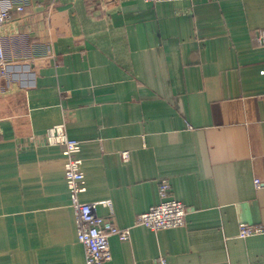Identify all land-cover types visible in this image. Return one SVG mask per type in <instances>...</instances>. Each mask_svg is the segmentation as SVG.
<instances>
[{
  "label": "crops",
  "instance_id": "0c3cea01",
  "mask_svg": "<svg viewBox=\"0 0 264 264\" xmlns=\"http://www.w3.org/2000/svg\"><path fill=\"white\" fill-rule=\"evenodd\" d=\"M4 7L0 264H85L62 148L43 142L58 123L81 144L80 200H109L97 213L130 228L104 264H264V232L238 234L264 227V0ZM164 198L183 226L136 224Z\"/></svg>",
  "mask_w": 264,
  "mask_h": 264
},
{
  "label": "built area",
  "instance_id": "2783aa9c",
  "mask_svg": "<svg viewBox=\"0 0 264 264\" xmlns=\"http://www.w3.org/2000/svg\"><path fill=\"white\" fill-rule=\"evenodd\" d=\"M145 2H158L165 0H143ZM17 6L16 10H22ZM12 17L10 7L0 9V27ZM257 41L264 44V30L257 33ZM8 63L3 50L0 37V71H4ZM43 142L46 145H55L62 148L64 156V177L67 184L70 206L74 213L76 235L78 241L85 249V264H104L110 258L109 238L117 235L127 240L130 228L117 226L112 218L102 217L97 213L99 204L110 205L109 200L81 201L80 194L85 191V177L82 170V159L79 157L81 149L80 141L70 138L64 123L55 124L46 129L43 134ZM124 159L128 158L127 152H123ZM257 187L260 186L258 179L254 180ZM169 189L167 181L160 184V193L165 195ZM187 210L185 205L173 198H164L160 203L151 206L148 210L136 217L137 225H144L152 230L180 227L185 224ZM264 232V227L256 224L240 223L239 236L248 237Z\"/></svg>",
  "mask_w": 264,
  "mask_h": 264
}]
</instances>
